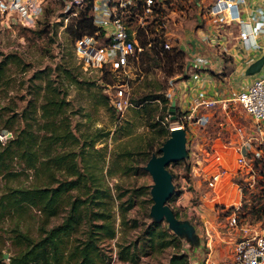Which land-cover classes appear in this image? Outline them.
<instances>
[{
  "label": "rangeland",
  "instance_id": "rangeland-1",
  "mask_svg": "<svg viewBox=\"0 0 264 264\" xmlns=\"http://www.w3.org/2000/svg\"><path fill=\"white\" fill-rule=\"evenodd\" d=\"M12 1L0 0V60H5L0 77V129L8 128L5 127L8 120L21 112L27 114L34 127H39L37 123L42 121L41 104L48 81L60 96L65 97V112L81 142L95 139L92 158L102 165L101 177L112 193L108 205L113 211L116 235L98 241L100 264H168L177 249L187 251L190 264L191 257L193 261L209 253L220 264H236L237 239L246 231L264 232V214H259L264 211V144L255 136L258 133L251 115L231 97L230 87L223 89L229 85L225 81L224 84H219L218 78L213 81L216 92L227 100L212 106L207 123L184 119L188 157L184 163L168 165L175 174L178 190H182L181 196L173 197L169 203L179 212L180 218L193 222L190 237L199 248L194 251L186 235L171 237L169 234L173 229L168 222L156 219L150 212L153 203L150 189L154 180L145 168L147 156L160 153L167 134L159 133V129L165 123L170 125L179 119L178 116L171 119L166 109L173 85L190 75V71L201 69H192L189 64L192 49L180 43L186 37L184 32H192L198 27L199 0H169L155 16H149L146 23H135L139 42L144 48L128 73L110 68L101 73L97 67L87 69L82 65L77 56L81 40L95 37V32L81 37L74 35L80 12L85 9L67 6V0ZM19 2L27 6L39 3L35 26L25 23ZM25 26L38 31L26 30L28 27ZM172 36L169 57L168 52L162 51V46L164 38L169 40ZM210 37L204 34L201 38L210 40ZM187 44L193 48L194 42L187 41ZM263 68L264 65L259 71ZM224 69L218 71L223 73ZM204 70L219 76L212 67ZM237 75L236 85L241 89V75ZM242 75L248 76L244 70ZM119 77L128 80V94L132 99V105L123 115L109 103L104 89L108 81L113 82ZM24 124L18 120L15 126ZM58 148L63 149V146ZM218 155L220 159H217ZM22 166L15 159L11 168L18 171L16 177L10 178L7 170L0 174V192L8 184L31 185L47 178L41 170L36 174L34 168L23 170ZM218 171H222V175L213 186L209 185L207 178ZM55 174V177L64 176L57 169ZM181 180L185 182V188L179 187ZM234 211L237 224L231 223ZM64 213L63 209L48 225L61 222ZM42 221V212L36 207L23 210L21 215L1 216L0 259L5 264H10V255L18 250L13 242L12 226L19 224L21 229L37 236ZM242 226H247L248 230ZM152 229L154 234L149 233ZM87 230L84 220L68 237L69 242H80ZM169 239L172 242L164 245L163 242ZM128 244L136 253L133 260L120 257V249Z\"/></svg>",
  "mask_w": 264,
  "mask_h": 264
},
{
  "label": "trees",
  "instance_id": "trees-1",
  "mask_svg": "<svg viewBox=\"0 0 264 264\" xmlns=\"http://www.w3.org/2000/svg\"><path fill=\"white\" fill-rule=\"evenodd\" d=\"M89 7L80 12L79 20L73 29L76 37H81L85 33L92 34L97 29L88 15ZM25 28L32 32L38 31L29 26ZM223 55L226 61L231 59L229 54ZM4 62V59L0 60V77ZM232 67L229 63L225 69L230 72ZM47 85L41 104L42 121L37 123L39 127H34L27 114L21 112L8 120L5 124L8 128L0 129L11 131V135L5 141L0 139V174L7 170L8 176L15 178L18 171L11 168V162L17 159L22 163L23 170L34 168L36 174L41 170L47 175L43 181L31 185L8 184L4 191L0 192V219L7 214L21 215L23 210L27 211L31 207L38 208L43 215L37 236L21 229L19 224L12 226V231L15 232L13 242L18 250L10 255V264H100L98 241L116 235L113 211L108 205L112 193L101 177L102 165L92 158L95 139L81 142L65 112V97L56 92V87L51 86L50 81ZM106 97L109 101L107 93ZM163 99L167 101L166 96ZM169 105L170 102L167 103L166 109ZM176 111L179 117V111ZM18 120L24 121L25 124L15 126ZM41 129L43 132H40ZM170 131L169 122L159 129V133L167 134L166 138ZM58 146H63V149ZM159 152L161 153V149ZM150 156L151 154H148L147 159ZM185 160L186 157L174 163H184ZM56 169L64 173L62 178L55 177ZM177 191L169 200L180 195L181 190ZM173 208L179 216V212ZM63 209L65 213L62 221L48 225L51 218L57 216ZM259 214H264V211H260ZM84 220L88 225L86 236L80 242L72 244L68 237L79 229ZM149 233L154 234L155 231L152 229ZM169 235L174 238L179 236L173 231ZM154 237L155 235L152 236V241ZM171 242L172 239H169L163 244L168 245ZM192 247L194 251L199 248L196 242ZM186 252L174 250L168 264H190ZM135 256L136 253L130 244L120 249L122 259L133 260ZM0 264L5 263L0 259Z\"/></svg>",
  "mask_w": 264,
  "mask_h": 264
},
{
  "label": "built area",
  "instance_id": "built-area-1",
  "mask_svg": "<svg viewBox=\"0 0 264 264\" xmlns=\"http://www.w3.org/2000/svg\"><path fill=\"white\" fill-rule=\"evenodd\" d=\"M4 1V0H3ZM70 7H77L78 9H87L89 7L88 15L91 16L94 25L97 27L95 37H90L88 40H81V45L77 56L83 62L85 68L91 66L97 67L101 73L105 68L111 70L128 73V69L137 60L140 50L144 48L139 42V32L134 26L136 22L143 25L148 21L149 16H155L162 5L169 0H67ZM248 0H209L206 5V11L218 16L221 25L217 27L215 39L216 44L220 43L223 38V24H230L238 22L240 26L239 36L242 47H261L264 48V6H257L253 12H248L243 16V5ZM15 0L12 1V3ZM18 7L24 10L25 23L35 26L36 19L39 12V3L32 5H25L19 2ZM29 7V8H27ZM164 23V22H163ZM168 34V32H166ZM100 36V37H99ZM103 38V41H99ZM165 42L162 46L163 52H168L171 57L170 49L173 44L170 40L164 38ZM152 41L149 43L151 44ZM195 62V67L193 66ZM194 68L196 65L205 67L210 64V58L200 57L189 62ZM199 73L195 72L194 76ZM128 80L123 78L115 79L113 82L106 83V93L109 96V103L121 115L132 105V99L128 94ZM231 97L240 102L245 110L251 115L256 123V138L264 144V71L256 75L243 88L232 89ZM222 98H206L203 92H200L195 97L193 108L186 111L179 112V119L177 122L179 126H183L185 121H193L198 124H205L211 116L212 106L219 101H226ZM204 105L206 108L203 112H195L196 107ZM169 112V111H168ZM170 115V112H169ZM173 128L172 124L169 125ZM175 128V127H174ZM11 135V131H0V139L5 141ZM245 154V152H243ZM188 157V155H187ZM186 157V158H187ZM220 159V156H217ZM174 163V162H171ZM222 175V171L213 173L211 177L207 178L209 185L213 186L215 182ZM175 190L178 189V183L174 180ZM179 187L185 188V182L181 180ZM241 189V188H240ZM181 190V189H180ZM182 190L180 192L181 196ZM232 224H237L236 211L232 214ZM247 229V226H242ZM190 246L192 242L187 240ZM189 253V252H188ZM191 257V256H190ZM236 264H264V232L258 230L246 231L236 241L235 252ZM191 264H220L210 253L204 258H196Z\"/></svg>",
  "mask_w": 264,
  "mask_h": 264
},
{
  "label": "crops",
  "instance_id": "crops-1",
  "mask_svg": "<svg viewBox=\"0 0 264 264\" xmlns=\"http://www.w3.org/2000/svg\"><path fill=\"white\" fill-rule=\"evenodd\" d=\"M202 1H205V3L203 4ZM197 2L198 27L194 31L192 30V32H184V35L186 37L184 39H181L180 43L183 44L184 47L192 49L189 52V62L193 61L196 58L198 59L204 56L208 57L210 58V64L208 66L216 70L217 72L215 71V74L218 73L219 76H213L209 70H204L205 68H208V66H205L201 67V69L198 71H190V75L178 80L177 83L173 85L174 90L171 92V96L169 98L171 100L170 103L173 100L176 101V110H178L179 112L193 108L195 97L198 96L200 92H203L206 98H224L219 95L214 88L213 81H215L216 78H218L217 82L219 84L220 82L224 84V81L229 84L228 86H224V90H228L229 87L231 90L239 89V87L236 85V83L239 81V75L237 74L240 73V80L244 86L256 75L261 74L264 71L263 68V70L257 71L255 74L253 73L254 75H248V72L246 71L247 66L264 53V48L242 47L240 44V26L238 22L223 24V38L220 43L216 44L215 42L217 41V37L215 39V33H217V27L219 26V24L221 25L219 17L213 15L211 12L206 11V5L209 0H199ZM259 5L264 6V0H248L243 5V16H246L248 12H253L254 9ZM204 34L211 35L210 40H205V38L202 39L201 37ZM197 36L199 37L197 38ZM173 38L174 36L169 39L172 44ZM187 41L194 42L193 48L187 44ZM224 53H227L231 56V59H229V61H226V57L223 55ZM192 63H194V66L195 62ZM229 63L233 66L230 72H227L226 69H224L223 73L218 71L223 67L226 68V65H228ZM193 66L192 69H195V66ZM197 67L199 66L196 65V68ZM243 70L247 72L248 76L242 75ZM195 72L199 73L196 77L194 76ZM205 109L206 108L204 107V105H200L196 107L195 112L200 113ZM179 197L180 196H178V198Z\"/></svg>",
  "mask_w": 264,
  "mask_h": 264
},
{
  "label": "water",
  "instance_id": "water-1",
  "mask_svg": "<svg viewBox=\"0 0 264 264\" xmlns=\"http://www.w3.org/2000/svg\"><path fill=\"white\" fill-rule=\"evenodd\" d=\"M263 64L264 53L251 62L246 71L248 73L257 72ZM168 111L170 112V118L175 119L177 116L175 100L170 103ZM160 149L161 153H153L145 164V168L149 170L154 180L150 189L153 198L150 212L158 220L165 219L174 232L186 235L187 240L194 243V240L190 237V235H193V222L188 218H180L169 203L170 197L176 190L173 172L168 165L188 155L185 127L171 128L170 135L164 140ZM5 256H8V253H5Z\"/></svg>",
  "mask_w": 264,
  "mask_h": 264
},
{
  "label": "bare ground",
  "instance_id": "bare-ground-1",
  "mask_svg": "<svg viewBox=\"0 0 264 264\" xmlns=\"http://www.w3.org/2000/svg\"><path fill=\"white\" fill-rule=\"evenodd\" d=\"M173 123H179V122H177L176 120H173ZM173 123H172V124H173ZM179 125H180V123H179ZM173 128H174V127H173Z\"/></svg>",
  "mask_w": 264,
  "mask_h": 264
},
{
  "label": "clouds",
  "instance_id": "clouds-1",
  "mask_svg": "<svg viewBox=\"0 0 264 264\" xmlns=\"http://www.w3.org/2000/svg\"><path fill=\"white\" fill-rule=\"evenodd\" d=\"M177 127H182V126H176L175 128H177Z\"/></svg>",
  "mask_w": 264,
  "mask_h": 264
}]
</instances>
